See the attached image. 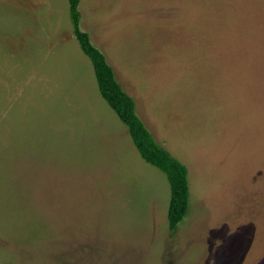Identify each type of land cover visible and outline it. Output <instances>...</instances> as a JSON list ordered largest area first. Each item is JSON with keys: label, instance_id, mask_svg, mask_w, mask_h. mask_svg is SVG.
Instances as JSON below:
<instances>
[{"label": "rangeland", "instance_id": "374dc122", "mask_svg": "<svg viewBox=\"0 0 264 264\" xmlns=\"http://www.w3.org/2000/svg\"><path fill=\"white\" fill-rule=\"evenodd\" d=\"M67 0H0V264H264V0H80L166 176L99 94Z\"/></svg>", "mask_w": 264, "mask_h": 264}, {"label": "trees", "instance_id": "16d2710c", "mask_svg": "<svg viewBox=\"0 0 264 264\" xmlns=\"http://www.w3.org/2000/svg\"><path fill=\"white\" fill-rule=\"evenodd\" d=\"M67 2L74 36L82 53L92 65L100 96L127 127L140 157L166 176L170 187L167 208L168 229L174 234L185 218L189 206L187 168L154 141L136 113L134 100L123 91L105 55L91 42L89 35L80 29V0H67Z\"/></svg>", "mask_w": 264, "mask_h": 264}]
</instances>
